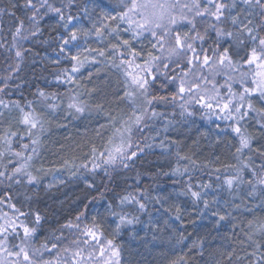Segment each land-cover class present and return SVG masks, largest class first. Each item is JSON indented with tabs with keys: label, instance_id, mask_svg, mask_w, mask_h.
I'll return each instance as SVG.
<instances>
[{
	"label": "snow or ice",
	"instance_id": "snow-or-ice-1",
	"mask_svg": "<svg viewBox=\"0 0 264 264\" xmlns=\"http://www.w3.org/2000/svg\"><path fill=\"white\" fill-rule=\"evenodd\" d=\"M17 6V3L10 2L7 9H0V14H6L13 20L9 29L11 40L6 44L0 43V48L14 52L13 62L9 65L11 72L4 78L0 93L8 87L7 81L12 79V73L21 71L25 53L31 51L24 46V41L42 34L41 21L49 14H55L59 21L56 27H63L66 33L58 37L61 41L59 53L74 62L70 72L63 69L57 73V84H74L76 77L73 74L79 73L86 63H100L96 57L110 58L111 63L106 67L119 70L124 77L121 98H127L133 105L131 115L120 120L109 116L112 135L101 149L95 145L91 147L92 159L82 163L81 168L92 172L103 168L105 176H109L117 166L130 168L145 148L153 147L152 143L147 142L148 137H145L143 145L138 143L134 139V130L143 132L149 127L148 120L163 116V113L155 111L154 103L183 101L179 104L181 116L193 117L196 114L195 106L198 105L203 110L202 118L211 120L215 117L216 120L231 122L222 131L227 133L230 129L235 134L238 143L235 145L234 158L238 163L225 165L226 169L232 171L223 174L219 167L214 168L215 181L218 183L214 184L211 180L191 182V172L201 168V165L190 156L180 155L178 151V160L188 161L191 169L187 165L183 168L177 166L164 174L178 177L187 175L188 180L179 194L191 199L199 215L204 216L208 211L210 215L218 217L217 227L220 221L229 217L237 220L236 214L252 213L253 218L248 219L246 225L240 221L239 230L244 239L239 244L243 255H239L236 248L221 252L220 255L227 256L228 264H233V261L235 264H264V217H256L255 209L244 198H250L256 207L264 209V145L259 148L253 146L255 137L247 127V122L254 119L264 133V0H117L116 8L119 10H113L115 14L102 9L95 21L88 7L82 5L84 17L91 23L90 28L73 23L82 18L79 15L65 14V8L76 7V0H66L63 6H56L50 0H23L24 12L21 16L12 10ZM105 21L116 23L113 25ZM69 25L72 27L69 28ZM212 33L215 39L211 38ZM93 36L104 44L103 48L81 45L82 37L86 43L87 38ZM208 40L211 43L205 47ZM144 41L148 42V47ZM70 45L80 51L72 54ZM82 53L89 55L81 58ZM92 53L96 55L91 56ZM53 62L59 63V60ZM219 75L225 76L223 85L215 81ZM157 82L161 88L174 85L175 93L170 97L152 95L151 89ZM236 83L240 85L239 90H233L232 85ZM221 88L226 89V94L221 93ZM69 91L73 94L68 97V115H84L89 105L81 101L73 89ZM35 96L38 100H29L26 105L17 101L6 103L0 99V108L14 107L19 111V123L25 126L31 144V148L27 143L22 145L25 152L30 149L29 154L25 155L12 148V137H16L17 132L11 131L0 136L6 151L17 158L16 161H9L14 165L10 172L7 168L0 171V182L8 181V187L13 183L33 185L39 182V177L29 170L30 162L40 155V134L45 131L44 125L48 121L44 118V112H38L33 105L38 102L42 108L54 113L60 107L58 101L61 97L57 92L49 93L40 89H37ZM137 99H142L139 106L135 104ZM190 106L192 110H189ZM96 107L103 111L102 104ZM3 115V111H0V116ZM163 130L168 131L167 124ZM155 139L156 136H153L152 140ZM159 146L167 151L163 140ZM253 153L259 159L254 158ZM4 155L0 151V157ZM202 167L207 168L209 165L204 164ZM93 186L88 185L89 188ZM221 191H226L233 200L231 203L224 201L226 207L223 214L221 210H213V205L219 203ZM209 193L216 195L210 197ZM103 198L104 193L93 197L94 200ZM24 199L30 200L31 197L25 195ZM117 199L120 211H116L112 203L107 206L109 215L114 218V235H119L127 226L139 223L140 214L148 211L150 203L162 204L167 198L153 197L150 193L137 190L136 194L126 192L118 195ZM12 200L11 195L0 197V205H6L11 210L9 214L0 208V264H121L120 246L113 239L104 238L102 226L95 217L90 225L81 227V218L85 213L80 212L75 221L61 225V229L78 230L68 244L64 243L67 237L62 232L57 234L59 229L40 241L38 232L43 227L44 217L39 212L24 211L22 206L18 207ZM235 200H240V203H235ZM257 200L259 203H256ZM127 206H132L134 213L127 211ZM164 210L172 211L170 208ZM174 213V219L180 220L179 206L174 208ZM17 240L19 242L15 243ZM193 247L203 256L204 240L193 242ZM173 264L179 262L174 261ZM216 264H222V261Z\"/></svg>",
	"mask_w": 264,
	"mask_h": 264
},
{
	"label": "trees",
	"instance_id": "trees-1",
	"mask_svg": "<svg viewBox=\"0 0 264 264\" xmlns=\"http://www.w3.org/2000/svg\"><path fill=\"white\" fill-rule=\"evenodd\" d=\"M10 2L17 3V8L12 10L17 16H21L24 12L23 0H0V9H7ZM50 2L56 6H63L66 0H50ZM116 3L117 0H76V7L65 8V14L79 15L82 17L80 20H85L87 17H84L80 6L86 5L89 9L91 5H94L96 10L92 12V15L97 18L102 9L115 14L113 10H119L116 8ZM75 22L77 21H73ZM57 23L59 21L55 14H49L41 21L42 34L37 38L24 41V46L31 51L25 53L26 59L21 65V71L12 73V79L7 81L8 87L0 93V99L6 103L17 101L21 105H26L29 100H38L35 96L37 89L60 94L61 99L58 101L60 107L54 113L42 108L38 102L33 105L38 112H44V118L45 116L49 118L48 120L45 118L48 122L44 125L45 131L40 134V155L30 162L29 170L39 177V182L33 185L13 183L11 187H8L9 182L2 181L0 197L11 195L12 202L17 203L18 207L22 206L24 211L39 212L44 217L43 227L38 232L40 241L59 229L57 234L60 235L62 232L63 236L67 237L64 243L68 244L78 230L61 229V225L75 221V217L80 212L85 213V216L81 218V227L85 224L90 225L95 217L96 222L102 226L104 238L113 239L115 244L120 246L121 264H173L174 261L179 264H216L217 261L228 264L227 256L221 257L220 253L231 251L233 248H236L242 256L239 241L244 237L239 230L240 221H244L246 225L247 220L253 218L252 213L236 214L237 220L229 217L225 221H220L217 227L218 217L210 215L208 211L204 216L199 215L191 199L179 194L184 182L188 180L187 175L178 177L164 174L170 173L177 166L183 168L187 165L191 169L192 166L188 161L178 160L176 156L178 151L180 155L190 156L201 165V168L191 172L193 177L191 182L211 180L214 184L218 183L215 181L214 168L219 167L223 174L232 171L226 169L225 165L238 163L234 158L235 145L238 143L235 134L230 129L227 133L222 131L228 128L231 122L216 120L215 117L211 120L202 118L203 110L198 105L195 106L196 114L193 117L181 116L179 104L183 101L154 103L155 111L163 113V116L148 120L149 127L143 132L134 130V139L138 143L143 145L146 142L145 137H148L147 142L152 143L153 147L145 148L144 153L140 154L130 168L123 169L117 166L109 176L104 175L103 168L95 172L81 168L82 163H88L92 159L91 147L95 145L101 149V146L107 143L108 137L112 135L109 116L116 117L117 120L127 119L131 115L133 105L127 98H121L124 92V77L119 70L106 67L111 63L110 58L100 57V63L93 68H86L81 74L74 75L76 77L74 84L56 83L57 73L63 69H68L70 72L71 65L74 63L64 58L63 53H59L61 41L58 37L66 33L63 27H56ZM12 24L11 17L0 14V43L6 44L11 40L9 29ZM69 27L71 28L72 25ZM211 38L215 39L214 33L211 34ZM210 43L211 40H208L205 47ZM144 45H148V42L144 41ZM103 47L104 44L101 43L100 48ZM13 58L14 52L0 48V87H3L4 78L11 72L9 65L12 64ZM56 60H59V63L53 62ZM105 73L113 77L108 83L105 77H102ZM215 81L218 85H223L225 76H216ZM232 87L233 90H239L240 85L236 83ZM81 88L88 97H79V99L86 101L89 108L82 116L68 115V97L73 94L69 89L79 94ZM175 91L174 85L169 84L161 88L157 82L151 89V94L170 97ZM220 91L226 94L225 88H221ZM141 103L142 99H137L135 102L136 106ZM101 104L103 111L96 107ZM189 110H192L191 106ZM0 111L4 113L0 116V122L4 123L0 136L11 131L17 132V136L12 137L13 150L25 155L29 154L30 149L29 152H25L22 147L27 143L31 148L27 133H22L20 129H15L12 123H8L13 119L20 120L19 111L14 107L0 108ZM168 121H171V124H168ZM166 124L167 132L163 130ZM101 125L105 127L102 128ZM247 127L255 137L253 146L259 148L264 145V133L254 119L247 122ZM157 133L159 135H156ZM153 136H156L155 140H152ZM161 140L164 141L167 151L159 146ZM0 151L5 153L3 157H0V171L7 168L10 172L14 165L9 161H16L17 158L6 151L3 141H0ZM253 156L259 159L256 153H253ZM54 163L55 165H51ZM204 164H208L209 167L203 168ZM89 184L94 186L89 188ZM137 190L150 193L153 197L161 196L167 199L162 204L150 203L148 211L140 214L139 223L127 226L119 235H114V218L109 215L108 204L112 203L116 206L115 210L120 211L118 195L126 192L136 194ZM100 193H104V198L94 200L93 197H99ZM25 195L31 199L25 200ZM215 195L216 193H209L210 197ZM244 198L255 209L256 217H264V209L256 207L250 198L246 196ZM225 200L233 202L226 191H221L219 203L213 205V210H221L223 214V209L226 207ZM234 202L240 203V200ZM256 203L259 201L257 200ZM176 206L181 209L180 220L174 219ZM0 208L11 214V210L6 205H0ZM165 208H170L172 211L166 212ZM126 210L133 213L135 211L132 206H127ZM228 210L231 211L230 208ZM201 239L204 240L203 256L196 247H193V242ZM175 245L180 247L177 248Z\"/></svg>",
	"mask_w": 264,
	"mask_h": 264
},
{
	"label": "rangeland",
	"instance_id": "rangeland-1",
	"mask_svg": "<svg viewBox=\"0 0 264 264\" xmlns=\"http://www.w3.org/2000/svg\"><path fill=\"white\" fill-rule=\"evenodd\" d=\"M89 10H91V12H89V13H90V16H91L92 20L95 21L96 18H95L94 15H92V12H93V13L95 12L96 7H95L94 5H91L90 8H89ZM105 22H106V23H111V24H113V25H115V23H116V21H111V22L105 21ZM74 24H77L78 26H83V27H85V28H90V27H91V23H90V21H89L88 18H86L85 20H79V21L75 22ZM69 28H70V27H69ZM123 35H124V34H123ZM80 43H81V45L84 46V47H92V48L101 47V43H99V42L96 40V38H95L94 36H93V37H89V38H87V42H86V43H85V38L82 37ZM145 46L148 47L149 45H145ZM69 47L71 48V52H72V54H75L77 51H80V50L77 49V48H73V47H71V45H70ZM84 55H89V54H88V53H82L81 58H83ZM95 55H96L95 53H92V54H91V56H95ZM96 58H97V60L100 59V57H96ZM99 61H100V60H99ZM94 65H97V64L86 63L85 66L80 70L79 73H75V74H73V75L81 74V72H82L83 70H85L86 68H90V67L93 68ZM102 77H105V80H107L106 83H108L110 80L113 79V77H111L110 75H108V74H106V73L103 74ZM79 97H80V98L88 97V95L85 94V91H84L83 88H81L80 91H79ZM45 118H46L47 120L49 119L47 116H45ZM8 119H9V118H8ZM2 123H3V122H0V131L3 132L4 123H3V124H2ZM8 123H12L13 126L15 127V129H18V130L20 129V131H22V133H25V132H26L25 126L21 125V124L19 123V121H16L15 119H13V120L8 121ZM14 123H15V125H14ZM14 127H13V128H14ZM2 132H1V133H2ZM22 138H23V137H22ZM51 165H55V163H54V164H51ZM175 247L178 248V247H180V245H175Z\"/></svg>",
	"mask_w": 264,
	"mask_h": 264
}]
</instances>
